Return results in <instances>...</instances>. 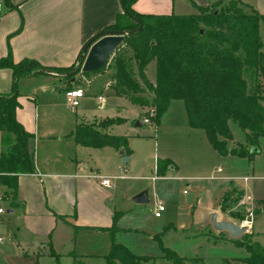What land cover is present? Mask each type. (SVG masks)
<instances>
[{
  "label": "crops",
  "instance_id": "0c3cea01",
  "mask_svg": "<svg viewBox=\"0 0 264 264\" xmlns=\"http://www.w3.org/2000/svg\"><path fill=\"white\" fill-rule=\"evenodd\" d=\"M4 1L5 3L0 0V58L7 56L11 51L13 60L16 62L27 57L35 58L43 65L54 68L75 65L84 45L97 33L115 23L118 15L123 12L122 0H8V3ZM214 1L216 0H135L133 8L140 13L188 15L198 13V6H207ZM243 1L255 6L264 14V0ZM113 73V69L109 68L85 76L86 95L82 98L83 101L77 110L69 106L65 91L77 87L78 76L69 80L66 76L62 77L55 71L47 70L18 80L17 118L26 130L34 135L30 149L33 153L35 171L19 174L17 199H12L10 195L5 199L8 212L0 219V232L3 227H7L12 233V238L8 241L4 239L0 243V264H41L42 257L51 255L48 246L50 241L53 250L60 255V258L72 256L74 260H79L82 264L84 258L98 257L103 260L99 264L105 263V256L115 240L114 238L111 240L109 233L112 232L114 216L119 211L114 207L112 199L115 197L114 187L113 185L106 187L100 183L98 176L107 173L102 171L101 165L96 166L97 162L92 154H96V151L101 149L103 155L111 154L118 166L119 153L120 156H129V152L126 147L117 148L121 149L117 152L118 150H112L113 148H106L108 145L105 147L84 146L76 141L73 131L80 123L120 118L122 121L104 127L102 130L114 135L127 136L129 143L134 136L130 133L132 129L144 126V124H135L137 121L144 122L143 115L139 114L142 112V105L120 94L115 84L106 87V82L113 77ZM148 78L151 82L154 81L155 73L148 74ZM33 79L41 81V84L32 91L34 96L37 90L49 92V90L52 91L51 85L56 87L59 81L63 84L62 90L59 91L60 97L56 94L50 95L52 97L50 98L55 100H52L53 103L49 102L47 115H45L46 125L44 122L40 125L38 114L40 104L36 102L35 97H29L26 92L21 91L22 87ZM14 81L11 68H0L1 93L8 94L15 91ZM146 93L150 94L149 90ZM101 95L105 98L100 99ZM66 103L74 115L71 114L72 117H68L67 123H60L62 112L59 113V109L60 107L63 109ZM131 123L132 128L129 127ZM121 128H125L126 131L120 132ZM0 135L1 153L6 149V145L3 143L2 131ZM263 147L264 139L261 140L260 147L254 155L260 153ZM215 151L222 159L230 158L235 161V164L250 162L254 158L253 156L249 160L235 155H220L216 149ZM131 158L129 156V160ZM168 161L169 163L163 166L162 173L158 172V161L156 162L157 178L165 177L169 167L170 171L180 169L179 165L169 159ZM223 171L222 166H219L208 179L210 186L219 190V196L213 205L206 207L204 223L201 225V228L205 230L188 231L185 222L177 227L174 226L176 229H187L182 234L186 240L202 237L207 240V243L216 246L226 245L229 239L236 238L228 231L217 230L211 221L212 214L216 212L219 220H231L240 224L239 216L237 219L229 217L231 208L223 207V200L228 194L233 198L236 192L245 193V189L230 175H223ZM183 177L193 179V176ZM250 179L249 177L246 181L243 178L248 188ZM3 190L7 195L10 189L3 183ZM158 202L155 204V212ZM156 217L161 218L162 215ZM251 226L245 233L254 232ZM128 228L130 227H124L121 230ZM211 229L214 232H210ZM86 230L105 236L92 241L91 245H86L87 243L84 242L78 243V232ZM175 250L185 257H199L206 264H212L211 260L214 259L204 253L192 254ZM245 251L243 256L248 255V251L246 249ZM162 255L150 256L153 259L147 264H156L157 260L167 261L161 258ZM219 257L222 264H228L225 255ZM238 260L241 261V259Z\"/></svg>",
  "mask_w": 264,
  "mask_h": 264
},
{
  "label": "trees",
  "instance_id": "16d2710c",
  "mask_svg": "<svg viewBox=\"0 0 264 264\" xmlns=\"http://www.w3.org/2000/svg\"><path fill=\"white\" fill-rule=\"evenodd\" d=\"M134 2L122 0L123 12L104 29L128 32L113 54V77L118 92L134 103L150 104L148 115L155 111L152 117L155 123L171 100L182 99L189 124L204 129L220 155L251 160L252 148H259L264 139V44L260 35L264 14L243 0H216L198 6V13L188 15L140 13L133 8ZM139 22L142 28L131 31L140 27ZM85 56L83 47L78 57L79 67L73 73L70 71L74 65L54 68L28 57L16 62L11 51L0 58V68H11L15 79V91L0 92V131L6 145L0 153V171L4 173L3 183L10 189L7 195L12 199L18 197V175L35 171L30 149L34 135L17 118L18 80L47 70L67 72L66 78L70 80L81 71ZM151 65L155 73L152 82L147 73ZM105 68L106 64L96 71L82 73L90 75ZM120 121V118H108L80 123L73 135L84 146L128 147L127 136L102 130ZM231 122L238 124L245 139L230 147L235 138ZM168 163L159 159L158 172L162 173ZM118 217L119 212L114 216L112 232ZM48 246L60 264V255L53 250L51 241ZM243 246L248 251L244 262L264 264V247L259 241L251 239ZM161 258L171 264H206L199 257L182 256L168 246H163ZM152 259L114 240L104 264H147ZM75 264H80L79 260Z\"/></svg>",
  "mask_w": 264,
  "mask_h": 264
},
{
  "label": "rangeland",
  "instance_id": "374dc122",
  "mask_svg": "<svg viewBox=\"0 0 264 264\" xmlns=\"http://www.w3.org/2000/svg\"><path fill=\"white\" fill-rule=\"evenodd\" d=\"M3 3H5L4 0ZM260 35L264 44V21L260 23ZM78 67L79 62L74 65V69L70 73H73ZM109 68L113 69V55L107 61L106 68L102 71ZM153 68L154 65H151L147 73L150 75L154 74ZM54 71L62 77L69 74L58 70ZM77 76L79 77L77 87H85L87 83L86 75L79 71L76 74ZM40 84L41 81L39 80H30L22 87L21 91L26 92L29 97H35L36 102L40 104L38 109L40 125L42 122L46 125L45 115H47L49 102L55 100L51 99L50 95L56 94L60 97L59 91L62 90L63 84L59 81L56 87L51 85L52 91L49 90V92L37 90L34 92V96L32 91ZM103 97L105 98V96ZM57 100L61 102L60 99L57 98ZM60 108L59 113H62L59 121L60 123H67L68 117L71 118L72 116L70 115H74V113L67 103L66 106H63V109L62 107ZM141 108L142 112L139 114L145 118L152 107L150 104H146L142 105ZM143 123L144 126L133 128L132 132H130L134 136L131 137L128 147H126L129 156L132 157L128 162H123L124 156H120V153L117 158L118 166L111 154L103 155L101 149H98L96 154H92V157L97 162L96 166L101 165L102 171L107 173L105 175L125 176L113 181L115 197L112 199L114 200V207L120 213L116 222V229L109 233L111 240L114 238L116 242L125 243L138 254H147L153 257L162 255L163 246H169L180 252L204 253L212 256L214 257L211 260L212 264H222L219 261L221 259L219 256L222 255L226 256L228 264H246L243 260L245 257L243 255L246 252L243 246L244 242L253 239L259 241L264 247V147L260 153H255L254 158L250 162L239 161L240 163L235 164V161L230 158L222 159L209 142L205 130L192 127L189 124L186 105L182 99L171 100L157 123ZM230 126L235 135L234 140L229 143L231 147L240 141H244L245 138L238 124L231 122ZM129 127L132 128L133 124L131 123ZM119 131L125 132L126 129L121 128ZM1 142L0 135V146ZM108 146L106 148L118 150L114 146ZM120 151L121 149L117 152ZM92 157L89 156L94 162ZM158 159H169L174 164L179 165L180 169L170 171L169 167L165 177L159 176L157 179H153V176H158L156 171ZM219 166L224 169L223 175H230L245 189V193L243 191L236 192L233 198L228 194L223 200V207L227 208L230 206L229 217L237 219L239 216L240 219L238 221H240V224H242L243 220L249 219L250 226L252 225L254 232H247L239 237L229 239L226 245L219 244L214 246L211 243H207V240L202 237L186 240L182 236L183 231H187V229L193 232L205 230V228H201V225L204 223L203 218L207 211L206 207L213 205L219 196V190L211 187L208 179L216 172ZM183 176H193V179H184ZM246 176L251 178L249 188L243 181ZM144 190L149 191L150 202L136 203L133 200L134 196ZM245 194L253 196L252 215L251 212L237 207V203ZM7 197L9 196L5 194V199ZM158 201L162 202L166 208L162 212L161 218H157L155 215V204ZM226 208L224 209L226 210ZM251 221H253L252 224ZM182 222L186 223V230L174 228V226L177 227ZM120 227L130 228L121 230ZM210 232H214V230L211 229ZM1 233L5 241L12 238V233L7 227H3ZM103 236L105 235L86 230L78 232L77 240L78 243L84 242L87 243L86 245H91L92 241H97ZM238 259H241V261ZM74 261L72 256L60 258V264H74ZM102 261L98 257L84 258L82 264H99ZM41 264H57L56 256L46 255L42 257ZM156 264H171V261L161 262L157 260Z\"/></svg>",
  "mask_w": 264,
  "mask_h": 264
},
{
  "label": "water",
  "instance_id": "95a60500",
  "mask_svg": "<svg viewBox=\"0 0 264 264\" xmlns=\"http://www.w3.org/2000/svg\"><path fill=\"white\" fill-rule=\"evenodd\" d=\"M140 27L131 31L135 32L142 28ZM203 31V30H202ZM127 31L124 30H102L92 37L84 46L86 54L81 67L82 72H92L104 66L109 58L116 52L118 47L124 42ZM17 92V90H16ZM141 121H137L136 125H143ZM252 152L258 151L257 147H253ZM129 157L124 156L123 162H127ZM133 200L137 203H147L150 201L149 191L144 190L136 194ZM213 226L219 231H228L231 236L239 237L250 229L249 225L237 224L231 220H219L218 213H213L211 217Z\"/></svg>",
  "mask_w": 264,
  "mask_h": 264
},
{
  "label": "built area",
  "instance_id": "2783aa9c",
  "mask_svg": "<svg viewBox=\"0 0 264 264\" xmlns=\"http://www.w3.org/2000/svg\"><path fill=\"white\" fill-rule=\"evenodd\" d=\"M115 79L111 78L109 81L106 82V87H110L113 84H115ZM65 95L67 98V102L69 104V106L71 107V109L73 110H77L78 107L81 104V99L86 95V89L84 87H75V88H69L65 91ZM100 99H103V96H99ZM155 116V111L151 110L149 115L147 117L144 118V122L145 123H152V117ZM4 175V173L2 171H0V219L1 217L6 214L8 212V208L5 204V193L3 190V181H2V176ZM99 180L100 183L106 187H111L113 185V181L116 178H123L125 177L124 175H120V176H108V175H99ZM157 177H153V179H156ZM244 179L246 181L249 180V177H244ZM253 196L250 194H245L242 199L237 203V207L241 208V209H245L249 212H251V215L253 214L252 210H253ZM165 206L162 202H158L156 205V212L155 215L156 216H161L162 212L165 210ZM254 221V220H253ZM253 221H251V224L253 223ZM242 224H246L250 226V220L249 219H245L243 220ZM4 241V237L2 236L1 232H0V243H2Z\"/></svg>",
  "mask_w": 264,
  "mask_h": 264
}]
</instances>
